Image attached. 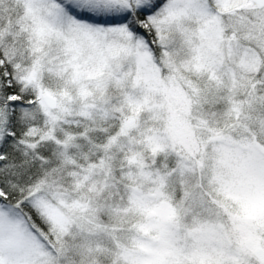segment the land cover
<instances>
[{"label": "rangeland", "instance_id": "374dc122", "mask_svg": "<svg viewBox=\"0 0 264 264\" xmlns=\"http://www.w3.org/2000/svg\"><path fill=\"white\" fill-rule=\"evenodd\" d=\"M19 1L33 55L26 80L50 121L45 140L65 154L64 126L79 118L99 138L72 182L35 187L50 243L0 204V264H264L252 252L264 249V156L250 152L251 126L264 140V116L246 91L261 84L248 75L264 79V3L165 0L149 17L148 43L55 0ZM191 131L203 144L197 163L178 150ZM156 152L171 154L174 169Z\"/></svg>", "mask_w": 264, "mask_h": 264}, {"label": "trees", "instance_id": "16d2710c", "mask_svg": "<svg viewBox=\"0 0 264 264\" xmlns=\"http://www.w3.org/2000/svg\"><path fill=\"white\" fill-rule=\"evenodd\" d=\"M55 1L78 19L100 24H126L131 31L142 34L148 43L151 42V37H154L149 17L165 2L142 0L140 4L126 7H108L102 0L98 1L97 5H93L92 0ZM22 13L23 8L19 0H0V204L15 210L35 233L50 243L49 222L33 203L35 187L57 176L62 182H72L79 175L78 172L73 175L74 169H80V164L86 161L87 156H93L94 152L90 146L94 144L91 139H98L99 136L79 118L77 121L67 122L64 126L72 136V143L68 145L65 154H59L52 141L45 140L50 121L38 102L37 85L26 80L25 74L33 55L28 30L23 27ZM151 50L155 57L156 45H152ZM247 77L261 81L258 87L251 85L245 90L250 94L255 92L252 104L254 108H263L264 116V79L258 74ZM173 93L179 94L176 90ZM176 100L172 104L179 110ZM218 102L215 103V111H220ZM209 124L214 125L212 122ZM225 127L229 128L231 125ZM225 127L220 126L218 130L223 132ZM250 133L256 147L250 152H254L257 158L264 156V140L259 137V131L253 130L251 126ZM197 139L193 131L188 135L190 146L177 147L179 152L186 154L193 163H197V156L203 149V144ZM170 155L156 152L155 159L161 160L172 170L174 167L171 163L175 159ZM176 176L177 173L175 178ZM237 235L240 233L237 232Z\"/></svg>", "mask_w": 264, "mask_h": 264}, {"label": "water", "instance_id": "95a60500", "mask_svg": "<svg viewBox=\"0 0 264 264\" xmlns=\"http://www.w3.org/2000/svg\"><path fill=\"white\" fill-rule=\"evenodd\" d=\"M256 4H262L264 3V0H252ZM43 99L45 104L49 108H54L56 106V100L54 99L53 96L50 94L45 93L43 95ZM254 256L261 262L264 263V249L261 246H255L252 250Z\"/></svg>", "mask_w": 264, "mask_h": 264}]
</instances>
